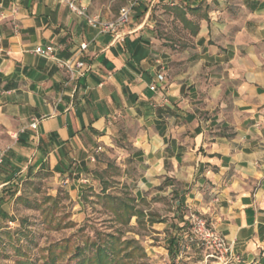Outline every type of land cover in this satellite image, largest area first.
<instances>
[{
    "label": "crops",
    "instance_id": "1",
    "mask_svg": "<svg viewBox=\"0 0 264 264\" xmlns=\"http://www.w3.org/2000/svg\"><path fill=\"white\" fill-rule=\"evenodd\" d=\"M77 1L109 21L125 5ZM148 1L104 32L61 0H0V125L14 138L17 173L51 170L77 193L90 179L118 183L136 202L172 196L186 212L175 228L203 215L244 264L256 263L264 256V0ZM155 3L159 13L167 5L174 18L182 13L187 32L159 34ZM37 45H53L55 59ZM58 59L86 66L70 74Z\"/></svg>",
    "mask_w": 264,
    "mask_h": 264
},
{
    "label": "rangeland",
    "instance_id": "2",
    "mask_svg": "<svg viewBox=\"0 0 264 264\" xmlns=\"http://www.w3.org/2000/svg\"><path fill=\"white\" fill-rule=\"evenodd\" d=\"M113 1L126 5L135 0ZM172 7L159 13L157 3L152 6L150 19L159 34L187 32L176 19L182 13L174 18ZM13 145L14 138L0 125V152L5 154L0 165V264H103L96 248L104 243L109 245L105 264H223L206 245L189 239L191 217L184 230L172 225H179L186 213L174 197L136 202L126 186L92 179L72 192L71 183L54 171L28 174L25 168L18 174L22 164L14 158ZM112 171L118 176L116 168ZM175 235L172 252L169 238Z\"/></svg>",
    "mask_w": 264,
    "mask_h": 264
},
{
    "label": "built area",
    "instance_id": "3",
    "mask_svg": "<svg viewBox=\"0 0 264 264\" xmlns=\"http://www.w3.org/2000/svg\"><path fill=\"white\" fill-rule=\"evenodd\" d=\"M66 3L69 8L76 12L77 14L85 17L87 22L93 27L99 28L104 32H117L120 25L125 24L130 21L132 11L137 4L138 0L124 5L118 17L114 20H104L97 15L90 14L85 7L80 5L77 0H61ZM87 47L86 43H82L81 48L85 49ZM35 52L47 58H54V46L53 45H37L35 47ZM59 65L66 69L70 74L75 71L76 68L82 72V69L86 66L85 61L79 59L76 61L72 60H57ZM159 79H163V75H159ZM152 89H156L155 85L151 86ZM38 121L35 119L30 123L32 128H36ZM5 154L0 152V165L4 161ZM94 160L95 157L93 156ZM188 237L190 240L198 241L209 249L213 251L211 254L213 257L217 258L223 264H235L244 262V258L240 253L234 251L233 246L226 237L219 232L214 225L203 215L194 213L191 216V224L189 228Z\"/></svg>",
    "mask_w": 264,
    "mask_h": 264
},
{
    "label": "trees",
    "instance_id": "4",
    "mask_svg": "<svg viewBox=\"0 0 264 264\" xmlns=\"http://www.w3.org/2000/svg\"><path fill=\"white\" fill-rule=\"evenodd\" d=\"M105 188V187H104ZM132 205L129 204V208ZM1 211V210H0ZM170 243H169V250H172V252L175 251L174 246L177 244L178 240L175 237H172L169 239ZM109 245H106L105 243L102 244L101 246H97L96 248V259L99 260L100 262H102L103 264H105L109 259H108V247ZM260 262V263H259ZM256 264H264V256H262L260 258V261Z\"/></svg>",
    "mask_w": 264,
    "mask_h": 264
}]
</instances>
